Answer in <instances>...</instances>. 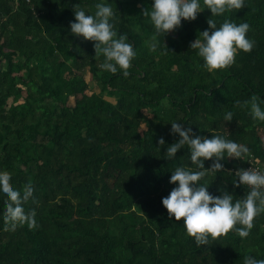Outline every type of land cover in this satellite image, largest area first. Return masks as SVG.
Returning <instances> with one entry per match:
<instances>
[{
  "label": "trees",
  "instance_id": "16d2710c",
  "mask_svg": "<svg viewBox=\"0 0 264 264\" xmlns=\"http://www.w3.org/2000/svg\"><path fill=\"white\" fill-rule=\"evenodd\" d=\"M79 2L95 11L96 0H0V170L10 172L17 187L33 182L36 199L25 208L36 209L38 222L9 230L0 216V264H243L247 254L264 258V213L254 218L249 236L232 229L207 244L196 243L183 218L168 216L161 198L174 186L171 170L194 165L186 147L174 159L164 156L159 137L170 144L178 134L169 133L168 119L154 127L151 118L167 97L175 110L170 120L246 143L251 152L245 160L252 155L264 169V121L235 103L264 98V0H246L226 14L250 23L247 35L255 45L215 70L204 68L189 48L209 27L210 9L169 31V50L161 54L146 44L154 28L142 8L152 0L137 7L109 0L118 33L127 32L137 51L127 76L122 69L99 72L94 41L70 33ZM128 14L142 34L133 31ZM211 18L219 23L224 16ZM159 38L163 43V34ZM84 69L115 101L87 93L77 73ZM10 98L16 102L7 107ZM228 110L234 118L224 121ZM245 160L227 158L225 170L209 171L201 182H211L214 194L224 187L242 196L246 186L233 184L235 174L227 169ZM3 203L0 197V212Z\"/></svg>",
  "mask_w": 264,
  "mask_h": 264
},
{
  "label": "clouds",
  "instance_id": "9594fccd",
  "mask_svg": "<svg viewBox=\"0 0 264 264\" xmlns=\"http://www.w3.org/2000/svg\"><path fill=\"white\" fill-rule=\"evenodd\" d=\"M245 5L246 0H203V3L201 0H152L150 8H142L154 28L146 44L152 52L166 53L169 48L164 40L165 35L180 27L182 20H193L201 10L208 8L211 10L207 20L209 27L199 31V35L190 41L189 48L197 50L198 56L203 58L204 68L215 70L227 67L235 63L238 51H251L255 45V40L247 35L250 23L246 20L238 23L226 15ZM73 8L75 18L69 21V31L75 36L82 35L94 41V56L103 57L99 68L112 73L122 69L125 76L129 75L128 69L137 51L127 32L118 33L116 10L112 3L109 0H96L95 11L81 6L80 2L74 4ZM216 16H224V19L218 23L211 18ZM160 34H163V43ZM235 103L249 108L254 120L264 121V98L253 95L250 99L236 100ZM233 118L231 110L224 113V121ZM169 121V133L178 134V138L166 144L165 137H159L158 144L166 145L164 156L174 159L177 151L186 147L194 167L180 164L171 170L169 183L174 186L161 198L168 216H174L175 220L183 218L186 232L195 238L197 244H207L210 237H219L232 229L241 237L249 236L254 227V218L264 213V169L243 166L236 167L234 172L227 169L235 174L233 184L246 186L242 196H236L224 187L220 188L219 194H214L209 191L211 182L201 181L209 171L217 173L225 170L227 158L245 160L246 154L251 152L250 147L219 131L210 136L204 135L191 126L193 123L184 119ZM207 159H211V163L206 167ZM34 193L31 180L20 188L13 183L10 172L0 170V197L4 198V210L0 216L6 229L15 230L24 224L30 228L38 226L36 209L25 208L28 201H35ZM243 264H264V258L247 254L243 257Z\"/></svg>",
  "mask_w": 264,
  "mask_h": 264
},
{
  "label": "rangeland",
  "instance_id": "374dc122",
  "mask_svg": "<svg viewBox=\"0 0 264 264\" xmlns=\"http://www.w3.org/2000/svg\"><path fill=\"white\" fill-rule=\"evenodd\" d=\"M119 1L124 2L127 5H131V7H134V6L137 7V6L142 5V4H147L151 0H119ZM132 17H134V14H128V16H127L128 20H129V24L133 28V31L136 34H142V31H141V28H140L139 24H136L134 22V20L132 19ZM102 59H103L102 56L98 57V64H100ZM98 68H99V66H98ZM67 71L70 73L69 70H67ZM103 71L104 70L99 68V72L102 73ZM72 72H75L73 68L71 70V73ZM77 73L83 75V77L85 78V80H86V82L88 84V90H87L88 94L96 93V94H99V95L103 96L105 99H107L109 101H115V98L113 96H111V95L106 93V91L104 90L103 84L100 81V79L97 78L95 75H93L92 72H90L89 69H84V70L79 71ZM18 101H21V99H19ZM15 102H16V100L14 98L8 99L7 107H9L10 105L14 104ZM68 102H69V104H73L74 103V97L71 96L69 98ZM145 111L148 114L151 110L150 109H146ZM174 112H175V110L169 104V101H168L167 97H164L161 100V105L159 106V108L157 110V116L151 117V118L155 117V119L153 121L154 122V127L159 126L163 119H165V120L168 119L167 122H166V125H169L171 123L169 120L174 115ZM144 127L146 128L145 125H144ZM263 164H264V162H263Z\"/></svg>",
  "mask_w": 264,
  "mask_h": 264
},
{
  "label": "built area",
  "instance_id": "2783aa9c",
  "mask_svg": "<svg viewBox=\"0 0 264 264\" xmlns=\"http://www.w3.org/2000/svg\"><path fill=\"white\" fill-rule=\"evenodd\" d=\"M26 2H30V0H25ZM243 167H254V168H261L257 162L255 161V159L252 157V155L247 158L244 162H243ZM262 169V168H261ZM233 172L235 170V168H232ZM245 186V185H244Z\"/></svg>",
  "mask_w": 264,
  "mask_h": 264
}]
</instances>
